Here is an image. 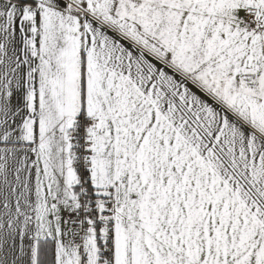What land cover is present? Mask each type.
I'll use <instances>...</instances> for the list:
<instances>
[{"label":"crops","instance_id":"1","mask_svg":"<svg viewBox=\"0 0 264 264\" xmlns=\"http://www.w3.org/2000/svg\"><path fill=\"white\" fill-rule=\"evenodd\" d=\"M81 115L116 264H206L237 227L264 264V0H0V264L100 263L68 218Z\"/></svg>","mask_w":264,"mask_h":264},{"label":"built area","instance_id":"2","mask_svg":"<svg viewBox=\"0 0 264 264\" xmlns=\"http://www.w3.org/2000/svg\"><path fill=\"white\" fill-rule=\"evenodd\" d=\"M95 122L87 115L77 118L71 133L73 168L77 175V204L69 214L73 234L71 241L83 246L89 233L96 229L99 239L100 263L116 264V204L111 196L91 186Z\"/></svg>","mask_w":264,"mask_h":264},{"label":"rangeland","instance_id":"3","mask_svg":"<svg viewBox=\"0 0 264 264\" xmlns=\"http://www.w3.org/2000/svg\"><path fill=\"white\" fill-rule=\"evenodd\" d=\"M212 229H209L211 231ZM214 231V229H213ZM240 228H234L232 230H228L223 232L222 240L223 243L222 246V253L221 250L219 251V245L216 243V239L214 237H210L209 235V244H207V263L206 264H250V261L246 258L245 254L240 253V251H243L246 249L247 241H245L247 238L245 237V240L241 244V237L239 236ZM212 241V243H210ZM245 243V244H244ZM140 249L137 250L136 246H133L135 255L140 254H150L151 249L153 248V245L151 242H148V244L143 245L139 244ZM242 245H244L243 248ZM181 263L183 262L185 264H189V260L187 255H185L183 252L181 253ZM241 255H244V257H241ZM182 257H185L187 259H183ZM239 257V258H238ZM135 258V257H134ZM145 259H138V261L135 262L140 264V262H143ZM199 264V259L197 260ZM126 260L125 257L119 255V263L125 264ZM203 263V261H202Z\"/></svg>","mask_w":264,"mask_h":264}]
</instances>
